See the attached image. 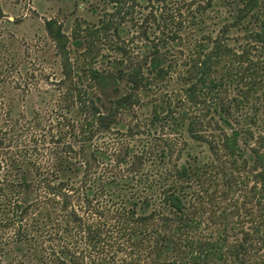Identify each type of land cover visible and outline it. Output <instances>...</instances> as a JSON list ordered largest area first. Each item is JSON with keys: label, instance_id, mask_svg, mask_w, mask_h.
Listing matches in <instances>:
<instances>
[{"label": "trees", "instance_id": "obj_1", "mask_svg": "<svg viewBox=\"0 0 264 264\" xmlns=\"http://www.w3.org/2000/svg\"><path fill=\"white\" fill-rule=\"evenodd\" d=\"M126 1L106 0L108 19L74 33L73 45L90 61L73 62L61 24L45 22L62 58L61 83L69 82L82 116L62 125L71 130L54 140L62 145L51 161L40 159L36 137L26 143L25 114L7 85L16 66L0 56V264H264V218L242 237L204 235L202 207L189 206L201 202L190 190L199 166L166 165L182 128L216 153L249 150L264 198V125L252 130L255 115L247 111H258L264 96V0H149L142 20L126 7L140 28L137 49L117 20ZM232 27L244 31L241 38ZM110 28L121 41L107 48L120 56L95 66L96 40ZM146 130L155 135L144 143ZM104 132L124 135L104 150L93 141ZM251 139L244 148L241 140Z\"/></svg>", "mask_w": 264, "mask_h": 264}, {"label": "rangeland", "instance_id": "obj_2", "mask_svg": "<svg viewBox=\"0 0 264 264\" xmlns=\"http://www.w3.org/2000/svg\"><path fill=\"white\" fill-rule=\"evenodd\" d=\"M127 1L123 4L122 12L117 20L120 21L119 28L123 26L130 28L129 33L123 38L129 39L127 43L137 49L136 45L141 42V39L136 37L137 29L140 28L129 18L130 14L123 11L129 7L133 9L136 18L142 20L149 14L151 3L149 0H135L137 3L135 5L133 0ZM132 4L134 6H131ZM0 6L3 11V16L0 17V46L5 45L1 47L5 52L1 50L0 56L5 55L4 58L9 63L14 62L16 66L9 74V81L7 80L10 101L16 106L18 112L25 114L23 121H25L24 125H27L24 129L26 143H29L31 147L36 140L31 137H36L43 151V155L39 156L40 159L50 157L51 161L53 152L62 145L54 140H58V135L64 137L65 131L71 130V127L61 128L62 125L68 123L69 117L73 116L75 120H79L82 116L77 110L78 100L69 93V82L61 83L64 79L62 58L56 43L47 32L45 22L51 18L61 24L69 39L68 50L73 62L77 59L90 61L89 55L86 57L81 49H76L73 45V35L76 31L86 34L87 28L100 27L104 20L108 19L106 14L113 9V6L106 0H0ZM221 23L223 21L218 20L217 25ZM113 29H108L107 36L103 35L96 40L98 55L92 62L93 65L100 66L103 61L120 56L117 49L115 51L107 48L109 41L112 40V45H115L120 40ZM229 33L241 38L244 31L238 27H232ZM130 37L134 39L130 40ZM256 55L253 57L257 58ZM81 67V64L74 66L77 72L81 71ZM80 73L82 74V71ZM81 80L86 83L87 77L81 75ZM2 90H6V85ZM256 103L258 104L255 105L260 108L258 111H255V106L247 110L255 115V121L248 122L252 130H258L264 125V96L261 102ZM143 110L146 114L149 111L147 108ZM118 117H121L120 114ZM127 117H129L128 114L125 119ZM118 122L120 123L117 128L126 131L125 120ZM180 131L176 134L178 137L176 151L169 158L170 164L166 165L185 162L199 166L201 175L192 180L190 190L200 193L201 202L193 204V207L190 204L189 206L191 211L196 207L203 209L199 211V216L203 217L210 228L204 225L203 227L207 228L202 230V233L208 235L211 231L215 233L216 230L215 235H217L218 232H227L230 239L245 236V232H251L253 226L261 223L264 218V198H261L259 190L255 188L254 175L259 167L249 158L251 152L245 150L246 153L241 157L230 156L221 150L216 153V150L210 149L206 142L193 139L183 128ZM163 132L168 133V130ZM122 135L124 134L97 133L93 136V141L94 144L106 150L107 146L115 143L119 139L118 136L122 138ZM139 135L146 136L143 138L145 143L146 140L151 141L155 133L149 134L146 130ZM139 135H134V140ZM241 141L246 149L254 143V139L248 140L247 143ZM194 201L198 202V200ZM199 233L201 234V229ZM17 254L20 256V253ZM118 254L120 259L123 254L120 252ZM17 258L21 260L23 257ZM28 263L30 264L31 261L26 262Z\"/></svg>", "mask_w": 264, "mask_h": 264}]
</instances>
